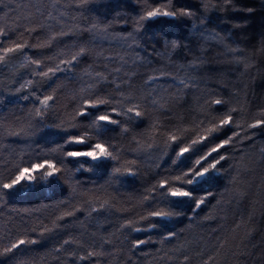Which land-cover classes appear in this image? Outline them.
Returning a JSON list of instances; mask_svg holds the SVG:
<instances>
[{
	"label": "snow or ice",
	"instance_id": "obj_1",
	"mask_svg": "<svg viewBox=\"0 0 264 264\" xmlns=\"http://www.w3.org/2000/svg\"><path fill=\"white\" fill-rule=\"evenodd\" d=\"M230 3L224 0L221 7ZM88 4L89 0H0V64L16 68L15 61L23 57L19 68L31 69L30 78L14 92L30 106H20L21 115L9 110L10 118L0 116V208L20 188L38 194L45 186L60 187L62 183L70 189V196L53 205L49 217L31 219L34 214L25 209L29 219L16 223L9 215L0 222V257H7L11 264H37L29 257L33 246L60 236L62 243L45 253L56 264H141L140 258L150 255L141 246L157 243L156 252L163 253L159 259L173 262L182 257L179 264H191L186 243L179 242L182 233L170 228L169 222L189 212L191 221L206 206L213 192L205 186L214 182L223 170L222 162L230 159L229 147L241 160L247 155L246 148L255 149L256 130L264 132V108L250 116L243 105L229 107L228 100L202 97L203 103L197 100L199 111L194 118L175 113L174 107L182 99L180 91L195 87L196 81L190 75L177 80L164 68H153L155 47L143 49L141 55V33L146 22L159 18L198 20L197 30L203 29L206 19L190 8L146 0L131 20V31L116 32L111 22H77L86 19L82 14ZM203 7L208 12L216 5ZM117 19L122 21V29L128 26V19ZM101 42L114 44L121 52L105 56L97 50ZM32 50H47V54L37 57L29 54ZM109 65L113 67L109 69ZM140 68L152 71L141 74ZM197 68V63L189 65L190 72ZM68 84L73 86L68 88ZM4 104L0 99V105ZM145 123L144 131H136ZM117 130L124 137L133 133L128 146L114 142ZM38 133L44 135L37 139ZM3 137L17 139L6 144ZM259 154L264 158V147ZM109 165L110 178L117 181L136 179L142 169L149 174L150 182L133 205L135 214L124 219L115 233L73 235L75 224L84 227L87 220L115 208V198L106 191L102 198L81 189L76 174L100 172ZM133 233L147 235L141 238ZM174 239L178 242L165 251V245ZM224 247L221 240L217 255ZM234 255L243 258L253 253L241 241ZM215 261L216 256L209 255L202 264Z\"/></svg>",
	"mask_w": 264,
	"mask_h": 264
},
{
	"label": "trees",
	"instance_id": "obj_2",
	"mask_svg": "<svg viewBox=\"0 0 264 264\" xmlns=\"http://www.w3.org/2000/svg\"><path fill=\"white\" fill-rule=\"evenodd\" d=\"M145 2L146 0H89L82 14L86 19L78 18L77 22L86 24L89 21L99 20L105 23L111 22L116 32L131 31V20L141 11ZM147 2L170 4L174 8H190L197 17L203 16L206 19L203 29L197 30L198 20L194 21L186 17L175 20L159 18L146 22L141 33L142 44L141 49L138 50L141 55L143 49L151 51L152 47H155L153 68H164L165 71L175 75L177 80L190 75L196 81L195 87L180 91L182 99L177 101L174 112L188 119L194 118L199 111L197 100L200 99L203 103L201 99L203 97L222 98L229 101V107L243 105L249 110L250 116L258 115L259 110L264 108V0H231L227 8L221 7L224 0H147ZM205 4L216 7L205 12L203 7ZM248 9L252 11L249 12ZM117 17L128 19V26L122 29L120 26L122 21ZM69 23L75 22L69 21ZM173 42L176 44L175 48L172 47ZM101 45L102 47L97 50H102L105 56H115L121 52V49L114 44L101 42ZM42 52L47 54V50H32L29 54L38 57ZM21 59L23 61V57ZM192 63L198 64L195 72H190L189 65ZM111 67L113 65H109V69ZM19 71L21 74H17ZM138 71L141 74H150L152 69L140 68ZM30 72V68L21 69L18 66L16 74L6 75L0 79V99L5 101V104L0 106V116L10 118L11 112L21 115L20 106H30L28 102L22 100L8 101V97L5 98V96H13L12 77L19 78L18 81L24 83L30 78ZM72 86L68 84V88ZM171 91L175 94L176 90ZM207 93L214 95L209 97ZM146 127L147 123L136 131H144ZM46 131L53 133L56 130ZM132 134L127 137L120 136L117 130V133H113L116 137L114 142L128 146ZM41 135L44 133H38L36 138L39 139ZM223 135L221 133V136ZM16 139L3 137V142L7 144ZM254 142L255 149L246 148L247 155L243 160L238 154H233L232 147L227 149L230 159L222 162L223 170L216 176L214 182L205 186L213 192V196L209 197L206 206L198 210L199 214L193 220L188 219V215H192L189 212L186 216L169 222L170 228L182 233L179 242L186 243L187 254L192 257L191 264H202V260L207 259L209 255L216 256L213 264L217 262L218 264H264V158L259 154L260 148L264 147V132L256 130ZM12 146L19 148L22 145L12 144ZM110 173L109 165L100 172L76 174V179L81 181V189L91 190L102 198L106 191L115 198V208L103 212L95 219L87 220L84 227L75 224L73 235L84 231H87L89 236L92 232H96L97 236L115 233L124 219L135 214L132 211L133 205L150 182L149 174L142 169L141 175L136 179L122 177L117 181L110 178ZM69 196L68 185L62 183L60 187L48 188V191L43 188L38 194L32 192L25 196L16 194L6 206L0 208V212L4 214L0 216V222L9 215L16 223H20L22 219H29L25 209H29L34 214L31 219L49 217L53 211L52 206ZM72 202L75 203V200ZM44 205L49 207L45 208ZM116 208L128 211L117 212ZM11 209L15 211H10ZM77 215L81 219L84 218L82 213ZM206 217L210 218L206 219ZM133 235L145 238L147 234L133 233ZM153 239L158 241L159 237L154 234ZM221 240L225 241V247L219 249L217 255ZM241 241L248 245V251L253 255L243 258L234 255L238 252ZM177 242L174 239L171 243H167L165 251ZM59 243H62L60 236H53L45 240L43 246H33L35 250L29 253V257H34L37 264H56L53 257L45 256V253ZM141 247L145 252L150 253L148 257L140 258L141 264H148V261H151V264H179L182 260V257L173 262H169L167 258L159 259L163 253L156 252V248L160 247L158 243ZM197 253H203V256ZM41 257L44 259L41 260ZM0 264H11V262L7 257H0ZM83 264L88 262L85 261Z\"/></svg>",
	"mask_w": 264,
	"mask_h": 264
},
{
	"label": "rangeland",
	"instance_id": "obj_3",
	"mask_svg": "<svg viewBox=\"0 0 264 264\" xmlns=\"http://www.w3.org/2000/svg\"><path fill=\"white\" fill-rule=\"evenodd\" d=\"M105 1H112V0H105ZM15 64L17 65L16 68H12L11 66L5 67L4 65L0 64V79L6 75L11 76L13 74H16L19 63L15 61ZM17 74H21V71H19ZM12 78H13V87H12L13 96H5V98L8 97V101H18L19 94H14V92H15V88L19 87L21 83L18 81L19 78H16V79L15 77H12ZM29 192L31 191H27L24 188H20V191L17 193V195L25 196Z\"/></svg>",
	"mask_w": 264,
	"mask_h": 264
},
{
	"label": "bare ground",
	"instance_id": "obj_4",
	"mask_svg": "<svg viewBox=\"0 0 264 264\" xmlns=\"http://www.w3.org/2000/svg\"><path fill=\"white\" fill-rule=\"evenodd\" d=\"M17 62H22V59H21V57H19V58H17V60H16ZM44 189H46L47 191H48V187L47 186H45L44 187Z\"/></svg>",
	"mask_w": 264,
	"mask_h": 264
}]
</instances>
